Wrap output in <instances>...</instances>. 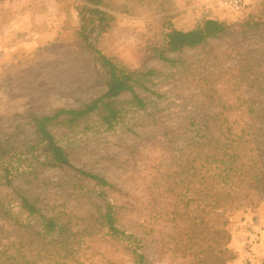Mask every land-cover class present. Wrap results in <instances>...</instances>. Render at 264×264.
Listing matches in <instances>:
<instances>
[{
	"label": "trees",
	"instance_id": "16d2710c",
	"mask_svg": "<svg viewBox=\"0 0 264 264\" xmlns=\"http://www.w3.org/2000/svg\"><path fill=\"white\" fill-rule=\"evenodd\" d=\"M83 1L79 34L106 71L107 87L80 107L31 115L35 142L26 158L0 140V184L17 196L15 204L0 200V264H230L237 258L231 247L232 217L264 203V101L244 98L240 90L241 81L264 90V73L250 65L231 74L229 84L217 86L209 77L198 78L202 91L214 100L216 113L211 119L190 120L183 137L172 144L168 160L158 169L157 193L144 220L124 222L123 209L128 208L117 200L82 215L13 184L25 158L75 169L102 187L114 188L106 178L74 168L50 130L60 122L68 129H86L93 116L106 129H114L130 109H147L149 100L137 90L155 93V77L161 71L132 69L89 41L110 28L115 20L111 11L160 15L154 33L160 44L152 47L153 55L170 66L183 64L181 56L171 53L221 39L231 29L225 18L214 15L201 17L191 28H176L169 13L175 0ZM262 5L258 14L243 21L248 28L264 26V0ZM37 148L41 152L35 155Z\"/></svg>",
	"mask_w": 264,
	"mask_h": 264
},
{
	"label": "rangeland",
	"instance_id": "374dc122",
	"mask_svg": "<svg viewBox=\"0 0 264 264\" xmlns=\"http://www.w3.org/2000/svg\"><path fill=\"white\" fill-rule=\"evenodd\" d=\"M18 1L24 5L0 6V140L26 158L30 156L27 148L35 142L30 116L82 106L105 92L107 76L96 53L85 46L79 34L78 10L83 0ZM262 1L244 0L234 9L221 0L204 4L175 0L169 13L174 14L176 28H191L206 15L225 18L231 25L221 39L171 53L183 58L180 67L153 55L152 47L160 44L159 35L154 34L159 30L156 18L160 15L111 11L115 20L110 28L89 41L132 69L154 67L161 71L155 77V93L137 90L149 100L147 109H130L114 129H106L93 116L86 129H68L60 122L51 124L50 130L74 168L98 174L114 188L102 187L75 169L25 158L13 184L82 215L117 200L128 208L123 209L124 222L144 220L157 193L158 169L168 160L172 144L183 137L190 120L211 119L216 113L214 100L202 91L203 82L198 85V78L209 77L219 86L229 84L231 74L244 66L264 73V26L248 28L243 24L249 14L260 12ZM240 87L244 98L264 101V90L251 89L244 81ZM40 152L37 148L34 154ZM1 199L15 204L17 196L11 187L0 184ZM231 230V247L237 258L230 264H264V203L234 215Z\"/></svg>",
	"mask_w": 264,
	"mask_h": 264
},
{
	"label": "crops",
	"instance_id": "0c3cea01",
	"mask_svg": "<svg viewBox=\"0 0 264 264\" xmlns=\"http://www.w3.org/2000/svg\"><path fill=\"white\" fill-rule=\"evenodd\" d=\"M201 4L211 2L213 0H198ZM24 5L23 2L20 3L18 0H0V6H21Z\"/></svg>",
	"mask_w": 264,
	"mask_h": 264
},
{
	"label": "built area",
	"instance_id": "2783aa9c",
	"mask_svg": "<svg viewBox=\"0 0 264 264\" xmlns=\"http://www.w3.org/2000/svg\"><path fill=\"white\" fill-rule=\"evenodd\" d=\"M223 4L230 8L238 9L242 6L244 0H221Z\"/></svg>",
	"mask_w": 264,
	"mask_h": 264
}]
</instances>
